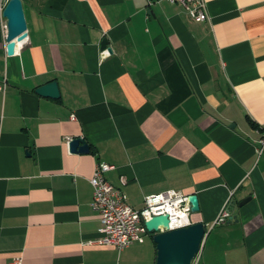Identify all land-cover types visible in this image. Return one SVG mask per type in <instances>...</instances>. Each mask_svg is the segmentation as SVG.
Here are the masks:
<instances>
[{"label": "crops", "instance_id": "0c3cea01", "mask_svg": "<svg viewBox=\"0 0 264 264\" xmlns=\"http://www.w3.org/2000/svg\"><path fill=\"white\" fill-rule=\"evenodd\" d=\"M7 1L0 264L155 263L149 234L122 251L94 243L99 162L135 209L166 190L197 196L190 220L206 234L193 264H264V0H205L203 22L166 0H21L27 37L12 56ZM50 82L58 99L35 92ZM75 137L89 153L69 151Z\"/></svg>", "mask_w": 264, "mask_h": 264}, {"label": "built area", "instance_id": "2783aa9c", "mask_svg": "<svg viewBox=\"0 0 264 264\" xmlns=\"http://www.w3.org/2000/svg\"><path fill=\"white\" fill-rule=\"evenodd\" d=\"M166 1L179 4L196 22L207 19L205 0ZM108 55L107 49L101 51V58ZM71 119H74V115H71ZM71 140L72 138H66V144ZM255 152L257 157L264 155V133L255 141ZM111 168V165L99 162L89 178L92 187L91 209L98 213L100 221L99 236L94 243L114 247L117 251H122L134 243H141L144 236L149 234L144 223L153 216L166 215L169 230L187 227L192 223L188 196L181 191L166 190L147 195L141 209L131 207L122 191L106 179L105 173ZM229 219L230 214L222 211L214 224H221ZM158 231L162 232L164 229L159 226ZM9 264H20V259H14Z\"/></svg>", "mask_w": 264, "mask_h": 264}, {"label": "water", "instance_id": "95a60500", "mask_svg": "<svg viewBox=\"0 0 264 264\" xmlns=\"http://www.w3.org/2000/svg\"><path fill=\"white\" fill-rule=\"evenodd\" d=\"M2 17L6 20V54L12 56L17 44L27 37V25L21 0H8L3 8ZM101 50L107 49V40L100 43ZM111 52L110 49H107ZM38 95L58 99L59 90L56 82L40 86L35 91ZM68 149L71 153L87 154L89 145L82 137L73 138ZM248 200V199H247ZM191 213L199 210L195 194L188 195ZM156 249L154 264H193L198 255L206 234V228L201 222L191 223L187 227L169 230L166 215L153 216L144 223ZM159 226L164 231L159 232Z\"/></svg>", "mask_w": 264, "mask_h": 264}]
</instances>
